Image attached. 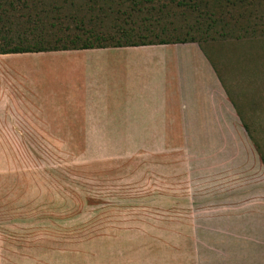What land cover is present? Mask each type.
Returning a JSON list of instances; mask_svg holds the SVG:
<instances>
[{"label":"rangeland","instance_id":"rangeland-1","mask_svg":"<svg viewBox=\"0 0 264 264\" xmlns=\"http://www.w3.org/2000/svg\"><path fill=\"white\" fill-rule=\"evenodd\" d=\"M231 12L224 35L181 43L215 73L193 109L179 104L189 134L66 127L83 113L67 105L80 54L6 53L18 100L50 108H34L37 126L18 119L16 149L0 157V264H264V0Z\"/></svg>","mask_w":264,"mask_h":264},{"label":"crops","instance_id":"crops-1","mask_svg":"<svg viewBox=\"0 0 264 264\" xmlns=\"http://www.w3.org/2000/svg\"><path fill=\"white\" fill-rule=\"evenodd\" d=\"M62 51L76 52L82 61L80 82L74 86L77 96L67 105L69 110L83 112L84 116L78 113L64 117L72 121L66 123V127L79 128L81 124L76 122L83 119L86 130L82 133L86 134L194 133L180 122L183 110L179 104L187 105L184 112L193 109L194 98L202 97L207 91L209 74L214 73L200 46L171 43ZM16 58L14 54H0V157L4 159L6 152L10 157V152L16 149L18 119L24 120L25 126L38 125L33 119L34 108L39 110V104L28 102L30 110L27 103L18 100ZM199 72L200 79L197 78ZM196 73L193 84L197 83L202 93L189 99L192 93L189 96L188 93L192 90L186 88L188 75L192 77ZM48 106L49 103L42 104L39 111H46ZM55 108L65 110L63 106ZM40 115L43 117L42 113ZM56 133H81V130ZM3 158H0V178L5 181L8 170L9 183L10 163L8 169L3 170Z\"/></svg>","mask_w":264,"mask_h":264},{"label":"trees","instance_id":"trees-1","mask_svg":"<svg viewBox=\"0 0 264 264\" xmlns=\"http://www.w3.org/2000/svg\"><path fill=\"white\" fill-rule=\"evenodd\" d=\"M259 1L0 0V53L198 42Z\"/></svg>","mask_w":264,"mask_h":264}]
</instances>
